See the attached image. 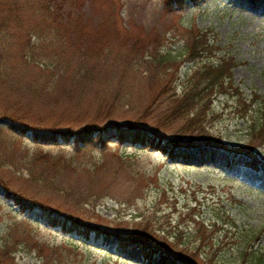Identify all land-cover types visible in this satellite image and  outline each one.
Returning a JSON list of instances; mask_svg holds the SVG:
<instances>
[{"label":"rangeland","instance_id":"1","mask_svg":"<svg viewBox=\"0 0 264 264\" xmlns=\"http://www.w3.org/2000/svg\"><path fill=\"white\" fill-rule=\"evenodd\" d=\"M167 1L0 0V264H253L264 254V145L252 167L237 100L216 94L201 120L226 148L184 145V116L165 114L199 63L186 42L203 30L202 56L232 58L233 83L261 101L264 0ZM114 124L156 129L177 142L173 157L75 141ZM119 237L153 249L146 257Z\"/></svg>","mask_w":264,"mask_h":264},{"label":"trees","instance_id":"2","mask_svg":"<svg viewBox=\"0 0 264 264\" xmlns=\"http://www.w3.org/2000/svg\"><path fill=\"white\" fill-rule=\"evenodd\" d=\"M167 1V0H166ZM168 2V1H167ZM210 44L208 43L205 31H197L192 39L188 40L185 45V54L187 59H198L199 63L195 69L186 76L180 93L170 101V106L166 109V119L174 120L180 115L184 116L182 128L179 132L189 130L193 132L190 138L185 142L186 146L204 145L206 147H221L226 148L219 140H212V137L204 130V125L201 120L207 116L212 117L211 102L216 94L225 95L228 98L237 100L232 113L239 116L246 122V140L242 147L247 149L246 154L249 164L252 167L258 162L255 155L251 152L253 148L264 145V96L261 101V95L252 93L247 96L233 83L230 68L235 64L232 58L220 57L214 63L208 59L206 54ZM199 57V58H198ZM255 104V107L252 105ZM252 111H258L259 117L256 119L249 118ZM84 134V135H80ZM76 143H91L94 139L99 145H104L109 140H116L120 143H140L146 144L164 153L166 157L172 158V148L177 142L169 141L164 138L162 133L156 129H142L130 124H114L108 127L97 126L93 129L76 131ZM52 135L51 137H53ZM49 138V136H43ZM232 154H236L237 150H229ZM61 225H64L62 223ZM212 226L214 224H211ZM174 237H178L176 234ZM118 243L121 245L127 244L130 246H141L143 254L148 257L150 250L153 249L150 245L129 238H118ZM145 247V248H144ZM147 248V249H146ZM244 253V252H243ZM242 253V254H243ZM165 257L170 261L179 260L176 252H168L164 250ZM173 258V259H172ZM253 264H264V254L259 255L253 260ZM185 263V262H183Z\"/></svg>","mask_w":264,"mask_h":264}]
</instances>
